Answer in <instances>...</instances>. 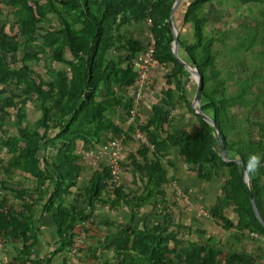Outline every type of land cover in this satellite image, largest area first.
Returning <instances> with one entry per match:
<instances>
[{
  "label": "rangeland",
  "instance_id": "374dc122",
  "mask_svg": "<svg viewBox=\"0 0 264 264\" xmlns=\"http://www.w3.org/2000/svg\"><path fill=\"white\" fill-rule=\"evenodd\" d=\"M37 2L44 5L46 0ZM184 3V0H181L178 8L184 6ZM177 10L175 15L180 17L181 12ZM201 16L205 18L204 38L206 41H212L214 56L213 66L207 72L210 77L207 86L216 87V97L224 96L226 99V142L233 148L242 149L247 160L252 154L260 157L259 168L263 173L258 180L261 195L258 200L264 204V4L241 5L235 0H214L202 7ZM0 28L9 37L17 38L19 28L16 13L9 5V0H0ZM37 28L33 38L16 39L17 52L4 53L0 50V57L4 59L6 69L15 72L26 66L43 82H53L55 76L52 72L56 71L64 72L71 78L70 67L52 62L50 49L44 45V40L59 29L56 16L46 12ZM174 28L178 34L177 39L187 44L193 42L190 25H182L179 19ZM150 30L151 23L147 20L140 26L130 23L121 27L118 33L114 34L116 46L108 52L107 60L125 58L127 43H141L144 48L154 43ZM32 52H37L40 60L24 63L23 55ZM171 68V63L158 61L153 67L152 84L137 116L136 129L128 126L130 108H125L127 104L131 107L128 100L130 87L112 84L111 90L102 86L97 93L98 101L113 98L120 101L119 105L106 107L102 112L105 119L119 126L123 133L118 137L100 134L89 142L77 143L75 154L78 164L82 167V173L65 206L68 208L75 205L83 212L85 219L76 225L72 236V239L78 237L82 240L81 247L74 257H78V263L72 264L119 263L121 257L105 247V239L118 230L127 228L147 229L155 235L170 234L174 241L166 245L169 256H172L173 249L181 251L189 243H198L217 248L222 256L229 253L249 254L254 264H264V245L258 244L260 237H253L247 230H226L219 221L210 217L212 207L217 204V199L222 194L228 173L212 171L209 179L199 180L193 171L198 154L182 156L178 148L169 147L160 155H156L148 134L142 130L151 121L154 107L162 112V126L157 124L156 127H151L149 135L164 137L166 133L175 134L182 130L192 133L198 127L195 112L191 108L197 87L196 81L186 71L188 82L192 81L194 85L187 84L186 92L182 93L172 88L171 94L168 95L169 86L166 81ZM1 90H6L15 97L14 107L5 109V112L0 110L1 170L2 176L8 177L11 168L7 163L18 155L13 151L15 147L12 142H16L17 147L21 148L24 141L34 135L38 129L41 111L36 96L24 93V78L12 77L8 78L5 84L0 82ZM8 94L0 96V106ZM201 106H207L203 97ZM49 118V132L54 134L59 126V116L52 109ZM135 131L143 133L148 143L138 140ZM215 135L216 147L219 150L217 132ZM114 139L121 140L120 174L107 181L108 187L99 199L104 201L109 197L113 198V189L122 188L128 203L127 206L121 204L117 208H110L99 201L92 203L90 196L84 194L83 190L87 188L95 172L110 169L108 146ZM36 154L45 155L49 159L55 155V150L51 147L42 148ZM32 158L30 157L31 160ZM146 161L156 162L165 171L162 185H150L148 177L134 167V162L143 166ZM13 170L19 174L16 169ZM149 190L152 191L151 195H148ZM178 191L182 196L178 195ZM142 197L144 201L139 203L138 199ZM184 198L187 199V204ZM219 207L228 220L238 224L234 204H219ZM66 262L65 258L64 264Z\"/></svg>",
  "mask_w": 264,
  "mask_h": 264
},
{
  "label": "trees",
  "instance_id": "16d2710c",
  "mask_svg": "<svg viewBox=\"0 0 264 264\" xmlns=\"http://www.w3.org/2000/svg\"><path fill=\"white\" fill-rule=\"evenodd\" d=\"M176 0H46L40 4L37 0H9V5L16 13L18 24L17 38H33L38 24L42 23L46 12L53 13L59 24V29L44 40L51 52V61L66 64L70 67L71 78L64 72H52L55 76L53 82H43L26 66L19 71L11 72L6 69L4 59L0 57V82L5 84L8 78H24L27 95H35L41 116L38 121V129L33 136L24 141L21 148L13 141V151L18 153L16 159L7 163L11 170L16 169L20 175L31 174L37 179L39 197L42 191L48 194L46 208H53L56 213L53 216L60 239L61 248L67 250L74 239L72 236L76 225L84 221L83 212L75 205L66 208L67 198L72 194V189L77 187L82 167L77 162L75 154L78 142H89L91 138H97L100 134H109L118 137L123 130L114 123L105 119L103 109L119 105L120 101H98L96 95L103 86L111 90L112 84L131 87L134 78L132 60L136 54L144 49L141 43H127V56L117 60H107L109 51L115 48L114 34L121 27L130 23L137 25L146 20H151V35L154 40V56L158 62L172 64L171 72L167 76L168 95L172 88L186 92L189 81L184 67L174 57L172 52L173 38L169 29L171 9ZM214 0H184V6L174 13L173 24L177 25L180 19L182 25H190L192 28L193 42L187 44L178 38L179 57L188 64H192L200 73L203 86L201 97L207 102L202 107L203 114L215 123V127L195 114L197 129L192 133L185 130L175 134L166 133L164 137L148 133L151 127L157 124L162 126L161 110L152 109L151 121L142 129L149 136V142L156 155H160L169 147L178 148L182 156H193L195 159L194 173L199 180H207L212 171L228 173L217 204L210 211V217L219 221L226 230H235L256 233L264 236V226L257 220L249 201L247 188L254 196L259 214L264 222V204L259 202L260 187L258 180L263 173L261 168L247 175V183L244 182V172L241 165L233 162H225L222 159L220 149L216 147L215 130L218 129L229 160H240L244 166L248 162L242 149L233 148L226 142V120L224 96L216 97V87L207 86L210 77L208 70L213 66L214 56L212 41L204 38L205 18L201 16L202 7ZM241 5L264 4V0H235ZM17 38L9 37L0 28V50L4 53L18 51ZM38 53H25L22 61H39ZM6 90L0 91V96L7 95ZM14 96L8 94L1 102L0 110L15 106ZM128 110L130 106L127 104ZM59 116V126L54 134L50 133V112ZM210 116H209V113ZM264 131V127H263ZM12 147V148H13ZM51 147L55 155L49 159L34 162L30 157L42 148ZM143 155V152H139ZM24 155V156H22ZM1 164V161H0ZM8 167V169H9ZM134 167L148 177L150 185L160 186L164 183L165 171L155 162H145L143 166L134 162ZM2 169V166H1ZM8 172L7 169H4ZM9 173V172H8ZM111 179L110 169L105 168L95 172L89 185L83 193L90 196V201H99L102 205L117 208L121 204L127 206L122 188L113 189V198L100 200V196L108 187L107 181ZM48 184L47 188L45 187ZM152 191L149 190L148 195ZM144 198H139L141 203ZM2 204L3 201H1ZM219 204H234L238 216V224H233L220 210ZM20 214L13 215L8 208L6 214L0 213V235L6 238V230L11 228L15 234L21 230L19 227ZM23 232V231H21ZM22 234V233H21ZM24 239V238H23ZM170 234H152L147 229L137 230L127 228L118 230L105 239V247L121 257L117 264H254L251 256L229 253L222 256L217 248L189 243L181 251L173 249L172 256L166 251V245L173 242ZM24 242L27 243L26 240ZM24 243V251L28 252L29 244Z\"/></svg>",
  "mask_w": 264,
  "mask_h": 264
},
{
  "label": "crops",
  "instance_id": "0c3cea01",
  "mask_svg": "<svg viewBox=\"0 0 264 264\" xmlns=\"http://www.w3.org/2000/svg\"><path fill=\"white\" fill-rule=\"evenodd\" d=\"M41 156L32 155V161L48 159L45 155ZM0 180V200L8 206L13 215H21L19 227L25 229L17 234L11 228L6 230L5 249L0 250V264H64L65 258L67 259V250L61 248L57 227L53 220L56 209L47 210L48 194L42 191V196L39 197L37 179L31 174H25V176L17 174L15 170H11L6 177L2 176L1 170ZM47 186L48 184L45 187ZM258 238L260 239L258 244L264 245V236L258 235ZM24 243L30 246L26 253L23 252ZM70 261L78 263V257Z\"/></svg>",
  "mask_w": 264,
  "mask_h": 264
},
{
  "label": "built area",
  "instance_id": "2783aa9c",
  "mask_svg": "<svg viewBox=\"0 0 264 264\" xmlns=\"http://www.w3.org/2000/svg\"><path fill=\"white\" fill-rule=\"evenodd\" d=\"M148 23H151V20H147ZM156 59L154 56V43L148 44L141 52L136 54L132 60L134 68V78L133 84L130 87L129 102L131 104L129 110L128 126L131 128H137V116L141 111L145 95L147 90L152 84V69L156 65ZM135 137L140 140L142 143H148L146 136L140 131H135ZM121 147V140L114 139L110 142L108 146L111 165H110V174L111 178L114 179L120 174V164H119V151ZM0 173H1V164H0ZM178 195L182 196L178 191ZM0 197H1V180H0ZM184 202L187 204L188 201L184 198ZM8 212V206L2 204L0 200V213L6 214ZM253 237H258L256 233H252ZM6 238L0 235V250L5 249ZM82 244L81 238H75L70 246L67 249V262L66 264H72L70 261L77 255Z\"/></svg>",
  "mask_w": 264,
  "mask_h": 264
},
{
  "label": "water",
  "instance_id": "95a60500",
  "mask_svg": "<svg viewBox=\"0 0 264 264\" xmlns=\"http://www.w3.org/2000/svg\"><path fill=\"white\" fill-rule=\"evenodd\" d=\"M180 2H181V0H176L174 2V5H173V7L171 9V13H170V18H169V29H170V31L172 33V36H173L172 52H173L174 57L177 58L178 62L184 67V69L187 72L190 73V75L196 81V86L197 87H196L195 97H194V101L192 103V107L191 108L193 109L195 114L200 115L205 122H207L208 124H210V125L215 127V123L213 122V120L211 118H209L208 116L204 115L203 111H202L201 90H202V86H203V80H202V77H201L199 71L192 64L186 63L185 61H183L179 57V43H178V39H177V35L178 34H177V32H176V30L174 28L173 15L176 12ZM216 132H217L218 139H219V142H220V151H221L222 159L225 162H233V163L241 165L243 170H244V172H245V166H244L242 161H240V160L231 161V160L228 159L226 151H225V147H224V144H223V141H222V137H221L218 129H216ZM244 182L247 183V175H246V173L244 175ZM247 192H248V197H249V201L251 203L253 212H254L257 220L264 226V222H263V220H262V218H261V216L259 214L256 202H255V199H254V196L252 195V193L250 192V190L248 188H247Z\"/></svg>",
  "mask_w": 264,
  "mask_h": 264
},
{
  "label": "clouds",
  "instance_id": "9594fccd",
  "mask_svg": "<svg viewBox=\"0 0 264 264\" xmlns=\"http://www.w3.org/2000/svg\"><path fill=\"white\" fill-rule=\"evenodd\" d=\"M260 166V157L256 154H252L245 167V172L247 175L254 174Z\"/></svg>",
  "mask_w": 264,
  "mask_h": 264
}]
</instances>
